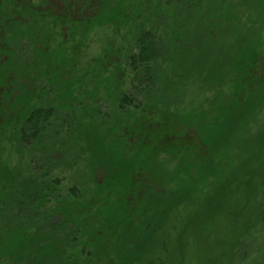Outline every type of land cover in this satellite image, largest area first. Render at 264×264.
<instances>
[{"label": "trees", "instance_id": "trees-1", "mask_svg": "<svg viewBox=\"0 0 264 264\" xmlns=\"http://www.w3.org/2000/svg\"><path fill=\"white\" fill-rule=\"evenodd\" d=\"M5 17H0V264H136L142 242L161 227L176 228H168L171 216L189 202L203 210L213 205L214 213L204 211L200 219L220 216L229 227L233 241L224 264H250L236 254L264 223V48L249 64L225 69L220 59L211 76L209 71L199 76L198 86L205 81L215 97L207 107L186 112L171 109L172 101L162 95L170 79L160 58L166 51L174 54L188 31L203 39L222 30L233 29L237 36L255 29L263 45L264 0L107 1L99 20L125 24L127 33L120 45L106 47L82 67L62 46L52 57L39 52L43 64H19V48L25 47L18 45L11 13ZM160 25L170 31L166 41L157 32ZM34 67L52 78L37 85L40 97L17 81L23 71L31 77ZM87 84L92 89L85 92ZM100 92L117 103L102 119ZM65 108L79 123L84 119L85 143L76 145L79 134L73 135L71 121L63 132L48 129ZM187 127L198 132L191 142L183 138ZM9 151L27 158L21 165L10 163L4 158ZM68 151L74 156L69 162L52 159ZM81 160L89 178L64 189L55 168ZM99 165L107 167L102 181L96 178ZM143 171L159 175L158 188L146 186ZM129 239L134 242L127 245Z\"/></svg>", "mask_w": 264, "mask_h": 264}, {"label": "rangeland", "instance_id": "rangeland-1", "mask_svg": "<svg viewBox=\"0 0 264 264\" xmlns=\"http://www.w3.org/2000/svg\"><path fill=\"white\" fill-rule=\"evenodd\" d=\"M108 20L113 19L111 18L104 21L98 20V25L95 28L89 30L90 32L87 35L85 44L81 46L78 51V54L81 55V62H79L80 67L89 63L92 59L101 56L104 53L106 47H114L122 43L123 40L121 39L123 38V35L127 33V29L122 28L126 27L125 24H123V26H116L115 23H108ZM101 22L102 25L100 24ZM163 22L164 24L162 23V25L167 27L166 21L163 20ZM227 25L228 26L226 27L231 28L234 23L228 21ZM254 30L255 29L250 30L246 33V35L237 34V36L235 35L233 29L230 31L222 30L216 32L214 37L211 35V37L203 39L196 38V33L191 31H188L186 35H180V44L174 47L175 51L174 54H171L172 57L170 55L171 51H166L165 57L160 58L161 67L166 69V78L170 79L167 81L170 86L166 89V91H164V93L162 92V95L165 97V99L169 98V100L172 101L173 108L171 109L176 108L180 112H186L195 107L199 109L207 107L209 101L215 97L216 91L208 88V85L205 81H202L201 87L198 86L200 84L199 82L201 81L199 76L202 75V77H207L208 71V76H211V69L214 68V66H217L220 59H222L225 69L234 65H239L242 61H244L245 64H249V61L254 56V54H257V51H260L262 48H264V44L262 45L261 41L258 40V33H256ZM157 32L159 34L163 33L162 38L164 41L167 40V35L170 33L169 29L163 28L161 25L158 26ZM70 38L73 41L72 43H75V46H77V41L79 38L76 36H70ZM60 39H63L62 35L59 40ZM126 43L127 41H125V44ZM72 46V44L68 45V49L70 51L67 52L71 55L74 53V47ZM19 50L18 56L23 55L24 51L20 48ZM57 52L59 51L56 49L53 50V54ZM23 59L27 58L23 57ZM113 68L116 69L114 66ZM254 70L256 72L255 75H257V78H259L261 73L260 65L258 63L254 65ZM25 72L26 71H23L22 76H24ZM30 73L31 78L34 79L26 83L30 84V86L33 83L37 85L36 76L41 75H38L37 69L33 72L31 70ZM17 76V81H19V83L21 82V86L25 85L26 83H23L24 81L19 80L21 75L18 74ZM180 81L183 83H179ZM30 86L27 87L30 89ZM182 86L185 87L182 88ZM214 86L215 85L213 84V87ZM86 89L87 90H85V92L91 91L92 85L87 84ZM225 89L228 90L227 88ZM19 93L20 92H17V94ZM100 93L101 100L97 103L100 108L98 119H102L105 115L109 116L106 114L108 112L114 113L113 110L116 108L117 104L113 98L111 99L108 95H104L103 92ZM73 95L75 96L77 93ZM139 97H142V95L140 94ZM72 112L73 110L70 108H65L59 112L58 120L56 122H50V124H48V129L55 128L60 132H63V130H65L66 127L70 125L68 124V121H71L72 129L74 130L73 135L76 136L79 134V141L76 140V145L78 146L79 144L85 143L82 138L85 133L83 131L81 133V125L84 119H81L82 121L79 123L80 117L78 115H73ZM77 112H79L78 108ZM157 112L160 111L158 110ZM155 119L157 120V117H155ZM109 128H112L110 124ZM195 130L196 129L192 127H187L185 130L187 133L183 135V138L188 140V142H191L197 138L198 132ZM47 137L52 138L53 136L48 133ZM72 147H74V145ZM75 150L77 154V151L80 149L76 148ZM71 153L73 155L74 152ZM106 153L107 156L110 155L108 148L106 149ZM73 157L74 156H71L68 151V153L60 152V154H54L52 159L69 162V160ZM4 158L8 159L10 163H16L17 160H20L21 165L27 157L23 156V154L21 157H18L16 153L9 151L4 154ZM76 160H78V158ZM108 163L110 162H107L105 165L108 166ZM84 164V161L81 160L80 164H75L74 167L60 166L55 168V174L62 180L64 189L72 186L76 181H82L83 183L85 179L89 178V168L85 167ZM106 166L100 167L99 165L97 167L96 178H98L100 181L105 179L104 176L107 173ZM45 169L46 167H41V170ZM150 173L152 174H149L145 171L141 173V175L145 176L144 183L146 186H154L155 188H158L157 184L159 183L157 176L159 175H156L154 172ZM132 198L133 201L135 198L134 196ZM214 208L215 207H213V205H210L208 208L209 210H203L200 209L198 204L195 202H189L185 206H180L171 216V223L168 226V228L174 226L177 228V230L176 228H173L171 229L172 232H169L167 229L165 230L163 227H161L159 231H156L157 235L155 237L147 240L146 242H142L144 252L141 253L139 251H135V255L139 256L140 258H138L139 261L136 264H224V261L230 259L228 258L229 248L230 242L233 240H230L231 236L228 231L229 227H225L224 224L222 225V218L220 216H213L211 214L214 213L212 212ZM204 211L211 212V216L208 219L201 220L200 218ZM258 214V212H253V216L255 218L259 216ZM225 223H227V220H225ZM130 242L132 244L134 240L129 239L127 241V245H130ZM163 243H167V247L163 246ZM241 248L242 253L236 254L238 261H248L250 264L264 263V223H261L258 226L257 231L253 230L252 238L247 240V243L243 244ZM225 250L226 255L223 256L224 254L222 255V252H225ZM114 253L117 252L115 251ZM241 256L243 259L240 258ZM114 260L117 262L116 258Z\"/></svg>", "mask_w": 264, "mask_h": 264}, {"label": "flooded vegetation", "instance_id": "flooded-vegetation-1", "mask_svg": "<svg viewBox=\"0 0 264 264\" xmlns=\"http://www.w3.org/2000/svg\"><path fill=\"white\" fill-rule=\"evenodd\" d=\"M107 1L111 0H0V17L8 15L10 12L14 19V29L18 37L20 46L24 45V54L19 59V64L36 66L44 60H37L38 53L50 55L57 47L64 48L65 53L69 52L68 45L72 44L74 53L69 54L71 59L81 62L79 48L85 44V36L92 28H95L96 19L100 15ZM116 1V0H112ZM7 13V14H6ZM100 21V20H99ZM5 26H2V30ZM63 36V39L59 38ZM71 37H78V45L72 43ZM23 39V40H22ZM71 47V48H72ZM25 55V56H24ZM23 57L27 59H23ZM30 58V59H28ZM121 60L120 57L116 61ZM80 64V63H79ZM36 70L35 67L32 72ZM49 72V69L46 71ZM23 83L32 81L34 78L22 76ZM37 85L52 82L48 75L36 76ZM21 83V82H20ZM33 83L29 93L35 97H40L37 86ZM17 92L22 94V87H18Z\"/></svg>", "mask_w": 264, "mask_h": 264}]
</instances>
